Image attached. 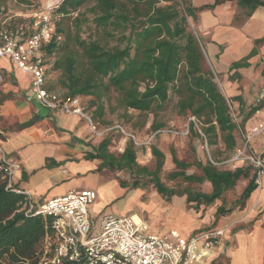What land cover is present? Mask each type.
I'll list each match as a JSON object with an SVG mask.
<instances>
[{"label": "trees", "instance_id": "1", "mask_svg": "<svg viewBox=\"0 0 264 264\" xmlns=\"http://www.w3.org/2000/svg\"><path fill=\"white\" fill-rule=\"evenodd\" d=\"M16 1L31 5L28 0ZM224 1L214 0L197 8L190 0H62L54 12L56 33L41 48L47 63L54 59L51 72L59 74L56 85L47 81L46 88L65 96L83 98L85 108L90 110L95 121L105 118L108 97L113 91L118 93V106L124 109L127 119L131 117L126 115L131 109L140 114L159 115L171 96L176 95L177 113L187 118L195 117L207 143L222 145L221 153L226 152L222 158H228L241 143L239 127H244L264 103L255 102L249 111L238 106L234 116L228 100L240 101L241 97L224 95L207 64L199 39L189 28V17L196 19L199 10L213 9ZM234 1L247 8L248 15L264 6V0ZM7 2L0 0V21L8 10ZM32 22L31 18L27 26L12 20L0 30L16 33L22 27L28 36L32 32ZM246 64L245 58L234 63L231 69ZM87 97H90L89 102H84ZM31 124L32 120L22 127ZM151 128L154 133L165 129V125L155 120ZM189 128L191 134L203 141L194 123L191 122ZM113 134L105 137L95 148L96 153L87 157L102 159L101 168L131 174L133 188L144 187L146 183L141 181L144 178L168 198L185 195L196 210L221 201L241 178H250L235 205L226 207L223 202L218 205L215 222L232 212L235 206H244L257 189L251 166L226 169L213 165L208 159L205 163H195L201 173H188L194 164L179 159L173 148L168 157L172 169L167 178L176 182H210L212 188L207 192L169 187L161 180L166 155L156 145L151 146L156 158L155 168L151 169L138 162L139 150L132 139L121 153L112 152ZM119 181L122 186L129 184ZM6 185L0 170V264H38L46 239L55 242L50 218L26 214L23 209L26 197L16 191L19 189L16 185L13 189H7Z\"/></svg>", "mask_w": 264, "mask_h": 264}, {"label": "crops", "instance_id": "2", "mask_svg": "<svg viewBox=\"0 0 264 264\" xmlns=\"http://www.w3.org/2000/svg\"><path fill=\"white\" fill-rule=\"evenodd\" d=\"M213 2L191 1L197 8ZM248 12L237 1L226 0L213 9L199 10L195 22L207 63L222 92L228 98L240 96L241 100L234 101V104L245 111H249L258 93L264 89V40L258 42L264 38V6L257 7L251 15ZM245 58L246 66L231 69L234 63ZM0 70L4 74V83L0 86V142L9 156L21 163V169L15 175V185L29 191L36 202L73 190L92 189L98 193L89 208L95 225L106 214H117L106 209L118 202V215L136 216L147 224L149 232L155 234H167L176 229L183 237L189 238L208 230L225 228L213 252L202 261L191 264H264V176L260 191L256 189L244 206H235L232 212L220 216L216 222L218 205L215 203L202 205L196 210L185 195L168 198L156 189L150 192L130 185L122 186L113 171L101 168L102 159L87 157L96 153L95 148L110 133L94 134L86 118L68 114L61 108L51 110L46 118L41 117L32 101L35 98L32 76L15 67L10 59L0 60ZM263 108L264 105L259 113L255 112L247 120L246 128L264 118ZM31 120L33 124L22 127ZM255 148L264 150V134L257 137ZM198 158L204 163L200 156ZM207 183V192H210L212 185ZM243 190L238 191L239 197ZM126 195H140L144 202L152 196L154 208L142 214L124 210ZM176 196L182 197L180 208L172 205Z\"/></svg>", "mask_w": 264, "mask_h": 264}, {"label": "built area", "instance_id": "3", "mask_svg": "<svg viewBox=\"0 0 264 264\" xmlns=\"http://www.w3.org/2000/svg\"><path fill=\"white\" fill-rule=\"evenodd\" d=\"M61 1L48 0L41 9L32 13V32L28 36L22 27L16 33L1 29L0 60L10 59L15 67L32 76V93L47 108H61L68 114L86 118L91 131L98 136L117 130L131 138L136 146L142 145L135 135L128 133L120 124L98 130L85 111L83 98L65 96L46 88L48 64L42 57L41 48L56 33L54 12ZM3 83L4 74L0 70V86ZM255 102L264 103V89L258 93ZM228 103L236 116L237 106L231 100ZM191 122L201 135L208 151V159L213 165L226 169L251 166L257 189H262L264 150L258 151L255 141L264 134V118L249 129L245 126L239 127L241 143L228 158L212 157L207 137L193 116L188 118V125L184 130L177 131L173 127L162 129L152 133L148 142L151 143L161 132L189 135ZM20 169V161L9 156L0 142V170L3 171L7 189H13L15 175ZM16 191L26 197L23 207L26 214H42L51 221L55 242L53 244L46 239L38 264H191L202 261L212 253L225 233V228H218L194 234L189 238L183 237L176 229L167 234H155L149 232L147 224L136 216L118 214H106L95 225L89 211L98 197L95 190H73L43 202H36L29 191Z\"/></svg>", "mask_w": 264, "mask_h": 264}, {"label": "rangeland", "instance_id": "4", "mask_svg": "<svg viewBox=\"0 0 264 264\" xmlns=\"http://www.w3.org/2000/svg\"><path fill=\"white\" fill-rule=\"evenodd\" d=\"M8 10L6 13H4L2 20L0 21V28L4 26L6 22L14 21V22H24L25 25L29 26L31 22V15L36 9H41L46 1L48 0H28L30 1V4H19L16 0H7ZM192 1V0H190ZM189 20V28L190 30L195 34V36L199 39L196 29H195V22L197 20L193 19L191 17L188 18ZM200 45L202 46L201 40ZM203 45L206 46L207 44L204 39H202ZM203 49V47H202ZM204 51V49H203ZM205 53V51H204ZM207 60V58H206ZM54 62V59H50L48 61V70H47V81L48 84H55L57 83V79L59 77L58 72H51V67ZM208 64V63H207ZM209 66V65H208ZM210 68V67H209ZM219 78L222 77L219 75ZM216 82L219 85V81L216 77ZM221 88V86L219 85ZM57 89H61L60 86H57ZM118 93L113 91L109 97L106 107V116L104 119H97L92 120L93 123L96 125L98 130H102L104 127L107 126H114L116 124L122 125L125 130L128 133H132L136 136L137 140L142 143L140 146H136L139 150L138 154V162L141 165L149 166L151 169L155 168L156 165V158L152 155L151 152V146L156 145L165 155L166 160L165 164L163 166V174L161 175V180L169 187H175L177 189H184V188H190L193 190H201V191H209L208 187L209 184L207 182L203 184L199 183H190V182H182V181H172L167 178L169 171L172 169L169 165L168 157L170 155V149L173 148L176 150L177 156L179 159H183L185 161H188L190 163H193L194 165L188 170V173H201V169L195 165V163H198L200 156L201 161L204 163L208 160V151L206 150L205 143L200 137L189 134V135H182L177 134L174 132H161L159 133L153 142L149 143V138L152 135V128L151 125L153 121H161L165 125V129L175 128L177 131L184 130L188 125V118L181 116L177 113L176 103H177V96L172 95L171 100L166 106V108L160 112L159 115H154L153 113L149 114H140V112L135 110H129L126 115L131 116L130 119H127L126 116H124V109L118 106L117 101ZM90 97H87L84 99V102H89ZM87 114L92 119V114L90 110L86 108L85 110ZM264 111V108L262 109ZM260 112V111H259ZM241 119V118H240ZM89 122V121H88ZM174 125V126H173ZM114 133V134H113ZM110 134L114 135V138L112 140V145L110 146V150L116 154L121 153L126 143L128 142L129 138L123 133H118L116 130H113L110 132ZM104 139V138H103ZM209 144V143H208ZM209 146V152L212 155L214 159H220L223 156L226 155V152L223 154L221 151H223L222 145H208ZM142 147V148H140ZM116 174V177L119 180H125L128 181V185L131 186L132 183V176L128 172L125 171H117L114 172ZM250 178H241L237 186L231 190L228 191L223 199L221 201H216L215 204L219 205L223 202V204L226 207H230L236 204V200L239 197L238 191L243 190L249 182ZM143 183H146L143 189H147L148 191L155 190V187L152 183L148 182L146 179L141 180ZM132 187V186H131ZM129 196V197H128ZM149 196V195H148ZM123 209L129 210L131 213L136 212L137 214H142L145 211H151L153 205H155V199L154 197H150L148 201L144 202L140 199V195L137 197L133 196L130 197V195H126L124 199ZM143 202L146 204L144 206ZM182 197L176 196L172 202L173 207L180 208L182 204ZM109 212H115L117 214H120V209L118 206V202H116L114 205H109L106 209ZM128 211V212H129ZM160 218V217H159ZM156 220V219H155Z\"/></svg>", "mask_w": 264, "mask_h": 264}, {"label": "water", "instance_id": "5", "mask_svg": "<svg viewBox=\"0 0 264 264\" xmlns=\"http://www.w3.org/2000/svg\"><path fill=\"white\" fill-rule=\"evenodd\" d=\"M34 106L37 108V112L38 114L43 117L46 118L48 117V115L51 112V109L47 108L46 106H44L43 104H41L39 101H37L35 98L32 99Z\"/></svg>", "mask_w": 264, "mask_h": 264}]
</instances>
